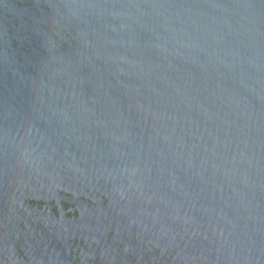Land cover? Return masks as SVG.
Masks as SVG:
<instances>
[{
  "label": "water",
  "instance_id": "95a60500",
  "mask_svg": "<svg viewBox=\"0 0 264 264\" xmlns=\"http://www.w3.org/2000/svg\"><path fill=\"white\" fill-rule=\"evenodd\" d=\"M0 264H264V0H0Z\"/></svg>",
  "mask_w": 264,
  "mask_h": 264
}]
</instances>
